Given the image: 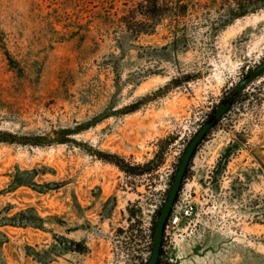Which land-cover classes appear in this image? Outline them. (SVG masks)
<instances>
[{
  "label": "rangeland",
  "instance_id": "374dc122",
  "mask_svg": "<svg viewBox=\"0 0 264 264\" xmlns=\"http://www.w3.org/2000/svg\"><path fill=\"white\" fill-rule=\"evenodd\" d=\"M181 1L187 20L133 39L120 19L139 0H0V264L146 263L184 149L264 61V8L223 25L224 1ZM238 94L194 151L176 201L196 210L159 264H264V74Z\"/></svg>",
  "mask_w": 264,
  "mask_h": 264
},
{
  "label": "trees",
  "instance_id": "16d2710c",
  "mask_svg": "<svg viewBox=\"0 0 264 264\" xmlns=\"http://www.w3.org/2000/svg\"><path fill=\"white\" fill-rule=\"evenodd\" d=\"M225 2V5H222L223 7L226 6V8H222L225 11V14L221 16V18L225 19V22H222V19L219 23H230L235 19L241 18L243 16H246L251 13L257 12L259 9L264 8V0H222ZM215 3V1H213ZM193 4L189 1L186 2V5L182 3L181 0H139L138 3L134 5V7L127 12V14L123 17H121L120 22L125 27V30L127 32V36L131 37L133 39H137L139 36H149L154 34V30L157 25L162 23L164 19L173 18L176 22H179L185 17L186 14V20L191 15ZM6 57H8L6 55ZM8 61L11 60L8 59ZM14 71L17 70V68H13ZM21 73V72H20ZM19 77H21V74L16 73ZM264 74V73H263ZM262 74V75H263ZM261 75V76H262ZM247 76V75H246ZM239 96V94H236L231 97V94L227 100H224L223 103L233 102L235 99ZM214 113V112H213ZM213 113L211 116H209V121L213 118ZM218 121H216L217 123ZM215 123V124H216ZM71 133L70 130H59L55 132L57 135V141L58 143H66L67 136ZM0 142L11 144L14 143L15 137L11 134L6 133H0ZM33 145H36V142H30ZM113 158H110L109 160H112ZM120 167L123 169H126V167L122 166L121 163H119ZM23 174H30L28 172H24ZM187 175V170L185 172V175L183 177V180L185 179V176ZM20 186H28L33 188L34 186H31V184L27 182L18 181L14 184V187H20ZM23 214V213H21ZM159 214V211H158ZM11 225H17L20 226L22 224L13 223ZM159 264V261L157 262Z\"/></svg>",
  "mask_w": 264,
  "mask_h": 264
},
{
  "label": "water",
  "instance_id": "95a60500",
  "mask_svg": "<svg viewBox=\"0 0 264 264\" xmlns=\"http://www.w3.org/2000/svg\"><path fill=\"white\" fill-rule=\"evenodd\" d=\"M264 73V61L252 70L247 76L242 79L232 90L231 97L240 93L244 88L259 78ZM230 107V102L221 103L214 111L213 118L203 124V126L191 138L186 148L184 149L176 170L174 172L172 182L167 192L166 198L159 209V214L156 217L153 227V239L150 255L145 264H157L161 252V243L163 238L164 226L171 213L172 207L176 201L183 177L191 161L194 151L197 146L202 142L206 134L213 128L216 121H218Z\"/></svg>",
  "mask_w": 264,
  "mask_h": 264
},
{
  "label": "built area",
  "instance_id": "2783aa9c",
  "mask_svg": "<svg viewBox=\"0 0 264 264\" xmlns=\"http://www.w3.org/2000/svg\"><path fill=\"white\" fill-rule=\"evenodd\" d=\"M195 210L196 205L191 201L186 200V198L177 199L165 223L164 232L177 229L181 224L191 220Z\"/></svg>",
  "mask_w": 264,
  "mask_h": 264
}]
</instances>
